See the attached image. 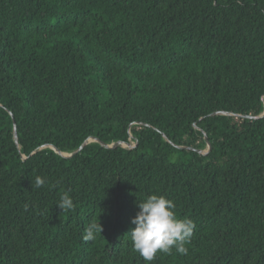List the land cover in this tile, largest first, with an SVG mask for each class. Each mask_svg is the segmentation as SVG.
<instances>
[{
    "label": "trees",
    "instance_id": "obj_1",
    "mask_svg": "<svg viewBox=\"0 0 264 264\" xmlns=\"http://www.w3.org/2000/svg\"><path fill=\"white\" fill-rule=\"evenodd\" d=\"M263 110L264 0H0V264H146L152 194L195 228L151 264H264Z\"/></svg>",
    "mask_w": 264,
    "mask_h": 264
},
{
    "label": "clouds",
    "instance_id": "obj_2",
    "mask_svg": "<svg viewBox=\"0 0 264 264\" xmlns=\"http://www.w3.org/2000/svg\"><path fill=\"white\" fill-rule=\"evenodd\" d=\"M44 184V178L35 177V188H41ZM56 206L62 212L74 209L69 192L66 191L60 196ZM137 207L139 210L131 219V224L135 227L131 229L130 237L133 250L140 254L146 264H151L158 252L170 254L175 249L180 254H187L185 245L191 242L195 225L191 219L177 217L176 205L171 199L152 194L138 201ZM96 231H102L100 223L90 224L83 239H94Z\"/></svg>",
    "mask_w": 264,
    "mask_h": 264
},
{
    "label": "water",
    "instance_id": "obj_3",
    "mask_svg": "<svg viewBox=\"0 0 264 264\" xmlns=\"http://www.w3.org/2000/svg\"><path fill=\"white\" fill-rule=\"evenodd\" d=\"M215 114H217V113H215ZM264 115V110H263V112L259 115V116H257V117H254V118H259V117H261V116H263ZM248 118H253V117H248ZM14 131H15V126H14ZM14 138H15V141H16V143H18V139H17V134H16V132H14ZM92 142V141H95V142H98L99 143V141L97 140V139H89V140H87V141H85L77 150H75L74 152H72V153H65V152H60L58 149H56L55 147H52V146H49L51 149H53L56 153H58L59 155H62V156H73L74 154H76L82 147H84L88 142ZM99 144H101L102 146H105V147H108V148H112V147H115V146H121V147H124V148H131L132 147V145H129V146H125L123 143H119V142H117V143H114V144H111V145H108V144H104V143H102V142H100ZM206 144H207V150L206 151H201L202 153H207L208 152V147H209V145H208V142H207V139H206Z\"/></svg>",
    "mask_w": 264,
    "mask_h": 264
}]
</instances>
